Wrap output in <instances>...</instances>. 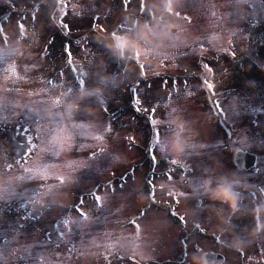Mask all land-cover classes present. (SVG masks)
<instances>
[{
  "label": "rangeland",
  "instance_id": "rangeland-1",
  "mask_svg": "<svg viewBox=\"0 0 264 264\" xmlns=\"http://www.w3.org/2000/svg\"><path fill=\"white\" fill-rule=\"evenodd\" d=\"M28 1L30 0L0 1V11H4L2 9L6 8H13L16 5L24 4ZM32 1L48 3V5H51V11H38L35 20L25 22L23 28L19 26L18 35L10 30V23L7 24L5 30L0 29V40H3L2 43L0 42V53L6 52L9 58V60L7 57V60H0V74H4L3 80L8 83H11L12 80L13 85L16 88L19 87V85L14 84L19 81V79L17 81V76L14 73L10 74L5 69L12 67V63H15L13 59L15 55L11 54V50L19 48V44L15 42L22 37V39L26 40L23 44L31 47L32 56H35L36 59L38 57L46 58L44 61V65L47 67L46 75L56 79L59 75L58 72L61 70L58 68L61 65L59 59L61 55L57 47L58 40L56 41V36L59 35V37L70 40L71 51L74 57L72 64L75 66V69L72 66L73 72L77 71L81 76H84L88 80V83L78 91L75 90V92L73 91L71 94L69 91V94H67L65 85L73 80V76L65 70L63 71L64 75L62 79V81H64L63 87L58 88V86H56L52 89L45 90L40 87L41 84L39 85V80H34L30 83L31 87H29V89L22 88L23 91L19 95L20 98L11 99L8 98V96H0V105L8 104L6 103L7 99L10 101H25L23 105L24 107L27 106L24 108L26 111V119L35 121L37 118H43L45 124V127L40 129L42 135L38 141L35 156H32L30 162L26 166L19 167L16 172L10 171L11 173L8 174L12 175L15 172L13 179H25V191L30 194L32 200L38 201L41 204L51 203L53 207L51 212H53L55 218L66 219L65 208H68V214L76 217L77 229L69 232L68 226L64 225L62 222L58 227L59 232L64 231L66 233V236L62 238V240H75L69 245H76V247H79L78 249L81 250L80 253L76 254L78 258L82 259L78 264H93L88 260L90 258L85 257L84 253L90 254L91 258H93V250L96 251L99 247L90 245L87 238L81 239L76 233L79 230L84 231L85 226L91 222L92 225L89 229L90 236L102 247H104L105 243L107 244L109 240H119L126 250V248L130 246L126 232L123 231L129 229L128 223H130L131 219L134 217L133 215L137 216L139 209L148 201L144 197L145 191H143L142 194L140 188L137 189V181H135L134 183H129L124 189H120L118 186L115 192L101 187L99 193L101 194L100 199L103 201V205L100 207L97 206V201L93 197H87L86 200L88 203H86L85 209L89 212L91 221L82 220L75 212V209H71L75 201L77 202V193L81 190L78 187L80 183L92 186V182L96 179L102 178L108 181L109 178H112L113 173L118 177L124 173L123 171L131 170L133 166H135V170H137L139 166L138 163H140L138 162L139 159L141 161L144 160L145 166H152L149 158V144L147 142L148 139H150L149 133L147 132L150 129V118L144 119L143 123L138 122L136 115L139 113L133 103L136 88L132 87L128 91L127 87L129 85L132 86L138 79L141 81L138 86L141 99L144 100L148 98L147 106L149 110L152 107V101H155L154 105L157 108L158 118L163 117L164 120L168 122L169 126L164 129L163 138L167 136V142L172 144V150H168L170 155L179 158L181 160V164L179 165L183 167L184 164H188L189 166L196 167V169H200L202 165L213 168L214 164L217 163L216 153L221 155L224 163L228 164L229 154L224 153L227 152L225 148L226 146L230 147L233 142L232 137L235 135L238 136L237 133L241 132L236 126L238 122L235 124L232 123L233 121L230 122L232 123L231 129L234 130L232 135L228 134L226 130L222 131L217 127V119L213 120V118H215L214 113L217 111L218 116L220 115L218 120L220 118L223 119L225 115L216 108L212 101L219 98L223 102L225 108L231 105L234 109L232 108L230 111L232 114L227 111L228 116H237L232 119H241L242 116H249L247 119H250L251 122H253V120L260 121L259 132H263L264 125L262 126V124H264V116L262 106H264V82L263 85H261L262 82L260 78L257 81V76L251 75L247 68H244L241 75L242 78H233L236 73L230 71L219 74L214 70L216 66H213L214 62L212 58H215V61L219 64L222 61L221 64L224 70L228 68L224 62L226 57L224 53L220 52L216 57L213 56L215 50H219L221 46L225 45L218 42L216 38L210 39L209 37L215 33L217 37H220L219 34L221 37L225 34L226 38H230L226 33V31H229V28H224L226 22L219 24L218 28H215L214 25L211 24L205 36L202 26H200V28L197 27V25L201 23L199 21V8L195 5L191 6L190 9L188 5H185L183 8V12L195 14L193 22L189 21L186 23V18L182 17V20L179 19L175 24L169 25L167 21L170 20V18H178H176V16L169 17L166 15L165 10H163V14L160 13L158 17L157 14L154 13L157 19H154L153 23H149L152 27H157L153 32H151V29H148V27L144 29H130L129 31H123L122 29H124V27L116 28L113 30L114 34L111 35V37L116 36L118 40L113 41L111 39L113 43L110 42L105 44L102 40H108L110 36L108 31L112 27H110L109 24H112V21L116 23L119 19L118 17L114 18L120 11L119 8H116L118 0H113L114 4L111 6H107L110 0H79V6L77 4L78 7L75 9L79 10L76 11L75 15L74 12L69 13L68 9L70 3L73 5V0H62L64 3L59 5L60 8H54L53 2L50 1L49 3V0ZM60 2L61 0H59V3ZM64 4L67 5V15L62 17L61 12L64 8ZM137 4L140 3L135 2L132 5L136 6ZM105 5L106 9H104ZM88 6H91V11L95 9V13L88 14L89 17H87L86 13L88 12ZM162 7H164V5H162ZM115 8L118 9V11H114ZM137 9H139V7H137ZM93 14H95V16ZM181 15L184 14L181 13ZM97 16H99L98 20L96 19ZM91 17L96 19L98 22V24H96L98 26H90L89 20H91ZM61 18H63L66 24L70 25V31L61 26ZM112 18H114V20ZM82 20L84 23L87 22V24L81 28L79 23L82 22ZM101 25H103V28H101ZM204 26H206V23H204ZM126 27H129V24L126 25ZM235 28L240 29L238 26ZM93 30H97L99 34L87 33ZM243 31L246 32L244 29ZM93 35H101L104 37L100 38L99 41H94L92 39ZM13 39L15 42H12ZM82 39H89L88 41L84 40L87 43L85 47H83L81 43ZM201 44L204 45L203 48ZM229 44L231 46L230 42ZM236 52L239 53L240 50L236 49ZM137 53H139V62L137 61ZM111 55L114 59H111ZM207 55L210 59L205 60L204 57H207ZM54 57L57 59L56 61L53 59ZM206 63L212 65L213 71L204 67ZM139 64H143L144 68L141 69ZM41 65H43V63ZM238 65H241L240 62ZM35 70L33 74L37 76L38 72H44L41 69L37 70L36 67ZM205 70L211 74L207 75ZM188 72L191 74L194 73L196 77L192 80L188 79L186 76ZM19 73L22 72L19 71ZM26 73L25 70L22 74L27 76ZM248 74L250 76H248ZM226 77L230 78L228 82L233 79L230 84H235L234 93L238 96L237 98L240 99L241 104L232 96L229 97L231 94L227 93V89L224 88ZM246 80H252L251 84L253 85V91L245 84L247 82ZM172 81L176 84V87L180 86L176 88L179 89L178 93L169 90L172 87ZM212 82L215 84V92L217 94L215 97L212 96L210 91ZM199 83L203 85L201 89L199 88ZM185 85L186 88L188 86L189 88H184ZM167 90L170 91L169 95L171 94V99H169V96L168 99L165 96ZM30 92L33 94H30ZM24 95L30 96L28 97L29 101H27ZM65 96H67L66 100L61 102ZM55 97H60L59 104L54 102ZM106 103L108 106L107 111H105L103 107ZM128 107H130L131 110H121ZM114 109L118 110V113L110 115ZM248 110L252 112L247 114L246 111ZM141 112L142 115L148 113V111ZM0 113V117L5 118L7 121H10L11 118L21 120L20 122L25 120L20 115V112L13 111L12 107L9 106L4 112ZM201 113L205 117L202 122L200 118H197V120L195 119V117H197L198 114L201 115ZM51 116H54L57 122L50 126L48 121ZM139 118L138 115V119ZM109 122L112 124L113 131L107 134L109 137L107 144L100 145L94 138L98 132L102 131V124L107 126ZM176 124H181L183 126L182 131L176 128L177 131L181 132H178L176 135L173 133L168 134L170 129L176 126ZM228 126L230 125H226V128ZM140 127L144 128L142 132ZM35 129L34 127V131ZM132 136L135 137V140L130 142L128 138ZM163 138L161 141H163ZM180 138L184 139L186 144L183 143ZM141 140L148 145L144 144L146 152L143 155L138 152L134 144L136 142L140 143ZM81 142L85 144V147H79ZM254 142H256V140H254ZM188 144H191L192 147L187 148L186 154H183ZM258 144L261 143L259 142ZM69 145L72 146L71 149ZM95 145L116 149L115 152L110 153L111 157L108 156L109 154L104 153L101 154L97 160L98 167L106 168L107 171L103 175H100L96 168L81 169L80 171L72 172L71 168L75 166L78 168L81 162L86 166L91 164V161H87L85 156L90 151L95 150ZM254 146H257V144ZM50 149L56 153L54 157H52L53 153L49 151ZM164 151L165 155L163 154ZM160 154L162 157H168L165 149H163ZM48 157L52 162L56 163L57 166L44 169L41 164H43L44 160ZM79 158L81 160L78 161ZM164 160L165 167L163 168V166L158 165L155 169L165 170L167 168L166 162L170 164V161ZM69 163H71L72 167L68 166ZM208 169L211 170L210 168ZM174 170L173 173L175 174L173 176L175 177L176 173H179L180 176L176 177L174 179L176 181H173V183H163L164 187L160 188V190L164 188L162 195L170 186L169 191L171 193L184 189L192 197H195L197 191L199 195H203L209 191L207 187H201L199 185L197 189L193 186L192 182H182L181 171H178L179 169L175 166ZM8 174L0 173V197H2V199L3 196L6 195L3 193L7 189L1 188V186H3L4 183H11V178L7 177L9 176ZM42 175L49 176L50 178L48 181H51L50 179H55L58 183L57 185L54 184L55 188L50 189L48 188L50 182H46V187L44 188L46 192L41 190V194L38 197H34L30 189L32 186L41 183L39 177ZM60 175L66 177L63 183L57 179ZM29 176L33 177L31 181L27 179ZM164 180L167 181V179L161 178L160 182H165ZM64 185L67 186V190H70L68 197L72 194V201L68 200L58 187L61 186L64 189ZM83 190L87 191V189ZM93 190L95 191L94 188ZM140 195L141 197L143 195V201L139 199ZM158 199L159 198H157V200ZM167 199L175 203L174 197H168ZM159 201H163V199L160 198ZM89 203L94 204L92 209L89 208ZM158 204L159 207H150L147 210V215L145 217L149 219L143 220L144 231H146L145 237L150 233V230L154 228L153 224H151V227L149 226L151 220L161 218V216H159L161 214L167 217L168 209L164 211L161 209V206H165L164 202H159ZM176 207L178 211L186 212L187 216H190L188 217L189 221L191 219L194 220L196 217L195 215H199L198 212L194 211L188 205L184 197L180 198V203L176 205ZM207 215L211 220L206 217L205 226L211 229V231L209 232L207 229L206 232L212 234L218 232L229 239L230 236H234L233 233L229 232L228 225L223 224L224 219L220 221L218 218L216 219L215 215L209 213H207ZM53 221L54 219L49 220L48 223H52ZM218 221L221 223L219 224ZM158 222L160 225L167 226V224L162 221ZM51 223L50 227H52ZM190 227H192L190 229L194 231L191 224ZM177 230H179V228L176 229V231ZM59 232L53 231L52 235L54 236H51L50 233H48V235L43 233L41 241L38 240L41 237L38 235L37 242L33 241L31 242L33 244L30 245L24 243V247L22 246L21 250H23L24 254L28 255L30 253L29 249L39 248L40 250L37 255L35 257L30 256V259L35 260L40 256L44 258V255L54 247L53 244H50L49 236L55 240L59 239ZM96 233H106V235L98 237ZM152 233L154 237L155 232ZM27 236L30 235L28 234L26 237ZM169 236L172 237V229L168 225V237ZM18 238V236H15V239ZM178 240V237H176L175 242ZM194 241L195 240H193L191 244H193ZM16 243L17 242H15V244ZM20 245H22L21 242ZM203 247L205 248L206 245L203 244ZM64 248H68V250L71 249L70 247ZM249 250L251 251V249ZM144 251L145 252H140L137 249L134 252L142 259L148 257V253L146 252L153 255V252L148 248H145ZM178 251L181 250L179 249ZM176 254L177 251H174V256H176ZM247 255L250 256L251 253L247 252ZM85 259L86 261L83 262ZM188 259V262H190L189 264H201L199 254L195 252H192ZM64 260H70V258H64Z\"/></svg>",
  "mask_w": 264,
  "mask_h": 264
},
{
  "label": "snow or ice",
  "instance_id": "snow-or-ice-1",
  "mask_svg": "<svg viewBox=\"0 0 264 264\" xmlns=\"http://www.w3.org/2000/svg\"><path fill=\"white\" fill-rule=\"evenodd\" d=\"M238 2H242V0H238ZM124 6L125 8L128 7L129 4V0H123ZM37 8L39 7V5L36 6ZM209 7L214 8L215 5H209ZM140 11L143 12L146 8V4L143 2V0H141L140 3ZM28 13H25L24 15L26 16ZM177 15H181L180 12L176 13ZM33 20L36 19V11H33L31 13ZM67 15V5L64 4V8L61 12V16H66ZM212 16H216L217 13L215 11L211 12ZM5 19H8L10 21V17H6ZM96 19H99V16L96 17ZM187 19H191V17H187ZM239 19V17H238ZM60 24L62 27L68 29L70 31V25L66 24L63 20V18H61L60 20ZM3 23H0V29L3 28ZM19 26L21 28H23L24 22H23V18H21V20L19 21ZM122 26V25H121ZM94 27H96V25H94ZM101 28H103V25H101ZM216 34L213 33L209 38L213 39L215 38ZM234 36H236V32L234 33ZM234 39L230 42L231 44H233ZM201 47L203 48L204 45L201 44ZM65 52L67 53L68 56V62L69 64H71L72 60H73V56H72V51H71V47L70 45L66 44L64 46ZM224 52H227L230 54L231 57L235 58L236 57V52L231 48H225L223 49ZM137 61L139 62V53H137ZM73 68L75 69V66L72 65ZM140 68L143 69L144 65L143 64H139ZM204 67L210 71H213V67L211 64L206 63L204 65ZM6 71H8L10 74L14 73L17 77H19V71H18V67H10L5 69ZM60 75H64L63 71H61ZM74 84L76 87H84L87 83L88 80L84 77L81 76L77 71L74 72V75L72 77ZM49 84H56V80L55 78H52L50 80H48ZM141 83V81L138 79L135 81V83L132 85L133 88H136V93L134 95L133 98V103L134 106L136 107L137 111H149V107L147 106V100L148 98H145L144 100L141 99V96L139 94V84ZM17 89L10 87L8 89V91L14 92ZM71 90V89H70ZM176 93L179 92V89L174 90ZM210 91L212 93V96L215 97L217 94L215 92V84L212 82L211 83V87H210ZM30 94H33L30 92ZM171 94L169 96V99H171ZM54 102L56 104H59L60 102V97H55L54 98ZM216 108L219 109L221 112H227V111H231V105H229L227 108H225V106L223 105V102L220 99H214L212 101ZM104 110L107 111V103L103 106ZM156 111L157 108L156 107H151L150 110V122H151V139L149 142V158L151 160V163L153 165V172L150 176L146 177L145 183L148 184L150 186V190L147 188H143V190L145 192L148 193V195L151 198V202L156 206L159 207V205L156 204L157 201V195H156V183H155V168L159 165V162L161 159H167L170 161L171 165H178L181 164V160L177 157H173V156H168L167 158L162 157L160 154V151L158 150V145L160 144L162 138H163V134H164V129L169 126L168 122H166L164 120L163 117L158 118L156 116ZM57 121L55 119L54 116H51L49 118V125L51 126L52 124H55ZM37 129L34 131V127ZM45 127L44 124V120L43 118H37L35 121L29 120V122L27 123H17L16 124V144H15V155H14V162L9 163L8 164V169L12 170L14 167H16L17 165H22V164H26L28 162V160L30 159L31 156H33L36 152V149L38 147V141L41 138L42 132L40 131V129H43ZM183 126L181 124H177V129L182 131ZM113 131L112 128V124L109 122L107 124V126H104L102 124V131L98 132L95 136V140L99 142L100 145H106L107 141L109 139L108 137V133H111ZM130 142L135 140V137H129L128 138ZM71 145H69V148L71 149ZM79 147L83 148L85 147V144L83 142H81L79 144ZM192 147L191 144L186 145L185 151L183 154H186V149ZM93 151H90L89 153H87L86 160L87 161H91V164L88 165L87 167H84L83 162H81V165L78 168H72V171H80L81 169H91V168H96L98 173L100 175H103L107 169L106 168H102V167H98L97 165V160L99 158V156L101 154L107 153L109 154L108 156L111 157L110 153L115 152L116 149L114 148H107L105 146H98L95 145L94 146ZM50 152L53 153L52 157H54L56 155V153L50 149ZM237 152L242 151V149L237 148L236 149ZM159 153V154H158ZM57 166L56 163L52 162L51 159L48 157L44 160L43 162V168L44 169H48L50 167H54ZM69 167H72L71 163H69L68 165ZM206 166L202 167L199 171H197L196 167L194 166H189L188 164H184L183 167V174L181 175V180L182 182H192L193 186L195 188H199V178L201 173L203 172L204 168ZM161 176H166L167 177V182L169 183H173L174 181V176H173V169L169 168L167 172H161L160 173ZM23 178V177H22ZM50 177L47 175H42L39 177V179L41 180V183L35 186H32L30 191L31 194L34 197H38L41 194V190H43L46 187V181L49 179ZM27 179L29 181H31L33 179V177L29 176L27 177ZM57 179H59L62 183L65 181L66 177L64 175H60L59 177H57ZM136 180L135 178V166H133V168L130 171H126L124 172L121 176L116 177L115 173H113L112 178L109 179L108 181H104L102 182H96L95 183V191L93 190V187L91 185H85V184H81L80 186H78L81 190L78 193L77 196V202L74 203L72 205L71 209H75V212L77 213V215L84 221H91V217L89 215V212L85 209L84 205L86 202V198L87 197H94V199L97 201V206L100 207L103 205V201L100 199L99 197V189L101 187L115 192L117 191V187L119 186L120 189H124L128 186L129 183H134ZM249 183V182H248ZM161 187H163V183H161L160 185ZM250 188H253L254 186L251 185L249 183ZM83 189H87V191L83 190ZM260 193H264V186H262L259 189ZM168 196L170 197H174L175 198V203H173L171 200L166 202L167 205V209H169L171 217L172 218H177L178 217V222L180 224H182L185 228H188L190 225V221L187 217V213L186 212H180L177 210L176 205H178L180 203V198L184 197V199L188 202V205L196 212L199 213L198 216H196L194 218V231H192L191 233H188V235L185 237L184 241H183V251H182V258H183V264H188V257L189 255L193 252V251H203V248L199 245V244H193L191 247H189V239L192 236H196L199 235L200 233H204L207 231L206 227H205V218L208 217L209 220H211V218L207 215V213L203 212L202 209L206 208V207H218V205L216 204H212L209 205L208 201L201 195H199L198 191L197 194L195 195V197H192L189 195V193L182 189L180 191H177L175 193H167ZM236 195L238 196H243L247 199L250 200H255L257 202H259V198L257 195V192L255 191H249L247 193H236ZM0 199H2V197H0ZM26 207V206H24ZM65 216L67 217L66 219H64L63 223L64 225L68 226V230L69 232L74 231V229H77V224H76V217L75 216H71L68 214V208H65ZM147 215V209H145L144 211L140 212L137 216L133 217L130 221V223L132 225L135 226V231L136 234L139 236L141 233V219L143 217H145ZM257 222L261 221V217L257 216L256 218ZM92 223L89 222L86 226H85V230L84 231H78L76 233V235L78 237H80L81 239L87 238L88 242L90 245H94L96 247H100L101 245L96 242L92 236H90L89 233V229L91 227ZM233 226L236 228L241 227L237 222H233ZM58 236L60 238H64L66 236V233L64 231H60L58 233ZM215 239L217 241H223V243H227V238L224 237H218L216 236ZM49 240H51V236H49ZM140 241H136L135 244L133 245V247H139ZM105 247V251L103 253V260H104V264H113V258L116 259L117 264H129V261H131V264H138L136 256L135 255H125L124 251L122 250V248L124 247L123 244H121V242L119 240H109L107 245L104 246ZM59 245H56V251L55 254L56 256H60L61 253L58 251ZM111 249V250H109ZM260 253L264 254V245H260ZM243 256H247V259L251 260L253 259L257 254L254 252L252 256H248L246 251L240 250L239 251ZM5 255V250L4 249H0V264H3V257ZM13 255H17V256H23L21 253L18 252V250H13ZM29 256L32 255V252H30L28 254ZM96 255H99L96 253ZM205 259L209 260L211 262V264H218V261L221 259L220 254L216 253V252H207L205 253ZM26 264H46L44 258L42 256L39 257V260H32V259H28L26 261ZM60 264H63V261H60ZM259 264H264V255H261L259 257Z\"/></svg>",
  "mask_w": 264,
  "mask_h": 264
},
{
  "label": "clouds",
  "instance_id": "clouds-1",
  "mask_svg": "<svg viewBox=\"0 0 264 264\" xmlns=\"http://www.w3.org/2000/svg\"><path fill=\"white\" fill-rule=\"evenodd\" d=\"M206 187L209 190V196L211 199L220 200L221 203L229 204L231 206V199L235 198V192L230 186L216 185L215 188L211 186V182H206Z\"/></svg>",
  "mask_w": 264,
  "mask_h": 264
},
{
  "label": "flooded vegetation",
  "instance_id": "flooded-vegetation-1",
  "mask_svg": "<svg viewBox=\"0 0 264 264\" xmlns=\"http://www.w3.org/2000/svg\"><path fill=\"white\" fill-rule=\"evenodd\" d=\"M249 204H251V202H249ZM258 230H260V228H258Z\"/></svg>",
  "mask_w": 264,
  "mask_h": 264
},
{
  "label": "bare ground",
  "instance_id": "bare-ground-1",
  "mask_svg": "<svg viewBox=\"0 0 264 264\" xmlns=\"http://www.w3.org/2000/svg\"><path fill=\"white\" fill-rule=\"evenodd\" d=\"M230 203H231V201H230Z\"/></svg>",
  "mask_w": 264,
  "mask_h": 264
}]
</instances>
